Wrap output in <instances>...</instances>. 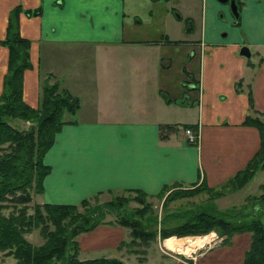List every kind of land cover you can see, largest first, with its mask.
Wrapping results in <instances>:
<instances>
[{
	"label": "crops",
	"instance_id": "obj_1",
	"mask_svg": "<svg viewBox=\"0 0 264 264\" xmlns=\"http://www.w3.org/2000/svg\"><path fill=\"white\" fill-rule=\"evenodd\" d=\"M15 6L18 32L29 40L24 101L37 105L46 74L79 100L42 154L48 171L34 201L77 203L108 189L152 195L164 185L217 187L258 148V130L243 118L252 113L248 93L264 113V0H240L237 18L218 0H0V40ZM32 9L38 12L25 14ZM243 45L247 56L238 51ZM6 56L0 43V90ZM107 221L75 234L78 258L236 264L249 243L246 231L226 243L208 233L197 240L210 238L206 246L190 254L196 246L181 251L175 237L174 249L164 242L172 235L157 234L132 252L119 245L128 227Z\"/></svg>",
	"mask_w": 264,
	"mask_h": 264
},
{
	"label": "trees",
	"instance_id": "obj_2",
	"mask_svg": "<svg viewBox=\"0 0 264 264\" xmlns=\"http://www.w3.org/2000/svg\"><path fill=\"white\" fill-rule=\"evenodd\" d=\"M239 1L234 0L236 9ZM18 9L15 6L9 12L5 34L0 40L7 48L6 69L0 90L1 259L10 257L14 264H127L117 257L80 259L77 256L75 234L100 222H110L104 220V216L113 214V223L129 229V239L119 245L127 246L132 252H138L136 245L141 249L140 246L147 244L157 234L160 237L186 235L177 239V247L183 251L188 243L207 238V235L189 234H203L214 230L221 238L220 242L226 243L233 233L246 231L249 233V243L241 261L236 264H264V221L260 219V216H264V191L256 195L247 194L244 198L246 201L224 208H218L213 202L207 201L198 205V209L163 212L165 204L172 198L201 191L209 193L210 198L220 196L226 189L241 187L257 170L264 167V113L253 108L249 93L248 108L252 113L246 114L243 122L258 130V148L242 168L217 187H208L203 182L185 188L174 185L170 189L168 185H164L152 195L136 189H125L108 199L92 203L89 197L96 199L101 192L83 197L77 203L33 200V194L42 190L41 181L48 171V165L42 161V154L52 143L60 125L68 121L62 118L63 112L72 117L79 106V100L61 86L57 79H51L52 76L46 74L40 85L37 105L31 106L24 101L22 74L24 69L30 67L29 40L18 32ZM24 12L36 14L38 10ZM9 119L28 121V124L19 127ZM166 126L164 123L159 124L160 130ZM260 188L264 190V184ZM123 191L134 194L128 196L122 194ZM164 191L166 193L160 202L161 212L156 216L152 214V205L145 197H159ZM130 200L136 205L128 207ZM170 216H185V219L172 227H164V220ZM75 224L82 227L71 232L70 229ZM33 229H37L41 237L38 243H32L27 238V234ZM174 238L175 236L165 238V245L174 248Z\"/></svg>",
	"mask_w": 264,
	"mask_h": 264
},
{
	"label": "rangeland",
	"instance_id": "obj_3",
	"mask_svg": "<svg viewBox=\"0 0 264 264\" xmlns=\"http://www.w3.org/2000/svg\"><path fill=\"white\" fill-rule=\"evenodd\" d=\"M225 3L228 4L229 7V3L226 1ZM85 93H81V96H84ZM88 100V99H87ZM83 101L85 102V98L83 99ZM83 105V104H82ZM84 107L81 111V113L84 112ZM71 115L68 114L67 112H63L62 118H68ZM72 117H74V115H72ZM10 122L14 125H18L19 127H25L28 124V121H24L21 122L17 119H9ZM261 184H264V171H256L254 173V175L252 177H250V179L248 181H246L241 187L237 188V189H226L222 195L216 197H209V193L206 192H198V193H192L189 196H183V197H176V198H172L169 200V202H167L165 204V208L163 210V212L167 211L170 212L169 210H178V209H198L197 206L200 205L201 203L207 202V201H211L213 202V204L215 206L218 207H225L227 205H229L232 202H236V203H241L243 201V198H245V196L247 194L252 195V193L250 192H254L253 195L258 194L261 191H264L263 188L261 187ZM168 191V190H167ZM256 192V193H255ZM166 193V191L162 192L161 195L159 197L157 196H146L145 199L148 200V202H150V204L152 205L151 208V212L152 214H156V216H158L161 212L159 204L161 202V200L163 199L164 194ZM115 194H119V191H112V192H103L98 194L94 199L93 196H90V202H99L101 200L104 199H108L110 198L112 195ZM122 194L131 196L132 194H134V192H125L123 191ZM32 201V199H31ZM30 201V203H31ZM244 201H246V199H244ZM237 204V205H238ZM128 207H133L136 205V203L133 200L128 201ZM113 219V214H107L104 216V220H112ZM185 219V216H175V217H168L167 219L164 220L163 222V226L164 227H172L178 223H180L181 221H183ZM260 219L262 221H264V216H260ZM214 231V230H213ZM210 233V232H209ZM211 233H216L211 232ZM172 236L175 237H182L184 235H174L171 234ZM193 234H189V236H192ZM203 235V234H200ZM188 236V235H187ZM28 237L29 240L32 241V243H38L41 241V237L37 232V229H33L31 232L28 233ZM150 242V241H149ZM194 242V241H192ZM190 242V243H192ZM196 242L192 243L195 244ZM208 242H204L202 245H198L196 246L192 251H190L189 253L192 254L193 252L197 251L200 248H204L206 246ZM189 244V243H188ZM191 244V246H192ZM187 247V246H186ZM1 256L3 257V255L0 253V264H14L12 259L10 257H4L1 259Z\"/></svg>",
	"mask_w": 264,
	"mask_h": 264
},
{
	"label": "water",
	"instance_id": "obj_4",
	"mask_svg": "<svg viewBox=\"0 0 264 264\" xmlns=\"http://www.w3.org/2000/svg\"><path fill=\"white\" fill-rule=\"evenodd\" d=\"M218 1H220V2H228L229 3V9H230V11H231V13H232V15L233 16H237V14H238V11H237V9H236V5H235V2H234V0H218ZM239 53L240 54H243V55H245V56H247V55H249V52H248V49H247V47L246 46H240V48H239ZM82 226L80 225V224H75L71 229H70V231L71 232H74V231H76L78 228H81Z\"/></svg>",
	"mask_w": 264,
	"mask_h": 264
},
{
	"label": "built area",
	"instance_id": "obj_5",
	"mask_svg": "<svg viewBox=\"0 0 264 264\" xmlns=\"http://www.w3.org/2000/svg\"><path fill=\"white\" fill-rule=\"evenodd\" d=\"M184 133L186 134L187 140L192 142L194 141L195 134L191 132L189 128H184Z\"/></svg>",
	"mask_w": 264,
	"mask_h": 264
},
{
	"label": "bare ground",
	"instance_id": "obj_6",
	"mask_svg": "<svg viewBox=\"0 0 264 264\" xmlns=\"http://www.w3.org/2000/svg\"><path fill=\"white\" fill-rule=\"evenodd\" d=\"M200 240H203V239H200ZM199 241V240H198ZM194 242H196L195 244H192V243H194ZM194 242H192V243H190V245L192 244V247H195V246H198V245H200V242H197V240H195ZM189 246L187 245V248H188ZM186 248V249H187Z\"/></svg>",
	"mask_w": 264,
	"mask_h": 264
}]
</instances>
